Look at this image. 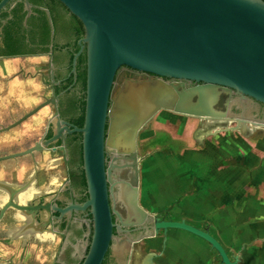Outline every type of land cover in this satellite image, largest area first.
I'll use <instances>...</instances> for the list:
<instances>
[{"label": "water", "instance_id": "1", "mask_svg": "<svg viewBox=\"0 0 264 264\" xmlns=\"http://www.w3.org/2000/svg\"><path fill=\"white\" fill-rule=\"evenodd\" d=\"M58 1L83 26L80 49L72 60L75 70L79 55L85 51L83 125L70 130L55 111V135L9 157L40 150L63 138L64 131L81 133L88 199L83 205L51 208L61 214L90 209L92 234L81 264H102L110 248L115 255L131 250L133 238L123 242L117 239L111 245L113 228L123 231L113 222V214L123 226H142L152 220L154 231L148 237L160 230L187 231L210 244L220 257L219 264H238V258L230 257L207 229L184 220L161 219L141 207L137 138L162 109L233 121L236 119L232 117L243 119V115L233 116V102L227 100L225 110L218 109L224 94L234 91L239 102L252 99L264 104V0ZM9 2L0 0V11ZM24 5L28 12L26 22L31 5L28 0H24ZM123 66L156 78H126L117 86L115 77ZM190 83L197 85L189 86ZM237 122L233 130L239 129L240 120ZM261 125L264 123L256 126ZM107 156L111 159L108 163ZM124 170L126 178L119 179V171ZM110 200L120 205L126 215L112 209ZM8 207L27 214L41 209L50 211L47 204L26 206L8 202L2 208L0 220Z\"/></svg>", "mask_w": 264, "mask_h": 264}, {"label": "flooded vegetation", "instance_id": "2", "mask_svg": "<svg viewBox=\"0 0 264 264\" xmlns=\"http://www.w3.org/2000/svg\"><path fill=\"white\" fill-rule=\"evenodd\" d=\"M28 2L31 11L26 22L28 12L25 10L24 0H10L0 11V16L2 13L6 14L5 19H0L1 25H4L6 20L12 18V11L22 5L19 14L24 13L22 27L26 35V44L21 45L20 48L34 50L29 54L4 53L2 26H0V86L2 85L1 89L4 91L6 85L4 80L10 76L9 73L6 74L9 63L19 64L28 61V58L37 59L35 67L38 68L30 74L33 79H42L45 86L41 83L43 87L39 93L47 92L48 96H43L36 106L22 111L19 115L14 114L12 109L15 108L17 111V107L12 105L9 99L0 98V215L3 206L8 202L26 206L47 204L50 211L41 209L27 214L8 207L0 222L11 209L13 216L5 222V229L0 230V237L10 240L24 239L28 236L41 240H49L53 237L52 241L56 243L53 264H81L88 251L92 234L90 209H73L64 214L51 209L53 205L62 209L70 205H83L88 199L82 168L81 133L64 131L63 138L43 146L40 150L9 157L27 151L36 143L53 137L56 133V126L52 121L55 111L70 130L75 126L82 127L84 120L85 90L78 78L77 65L79 57L85 56V51L79 55L75 70L72 65L73 57L80 49L78 43L83 37V26L58 0H28ZM42 13H45L48 21V36L44 34V27L39 19ZM30 35L34 38V43H29ZM79 69L81 71L85 69L84 63ZM120 74L124 75L120 82L126 78H156L151 73L123 66L119 68L115 77L117 86L120 84ZM193 85L197 84L190 83L189 86ZM239 98L234 91L226 93L221 96L217 107L225 110V101L233 102L230 110L233 116L243 115V119L239 116L232 117L236 119L231 121L234 126L238 125L237 121L240 120L239 131L248 135L250 130H253L255 136L262 135L264 138V126H256L264 123V104L252 99L239 102L237 101ZM39 105L43 106L28 116ZM244 121L247 122L245 125H243ZM24 141H28L27 145L17 148V145ZM20 159H27V168L22 178L16 176L17 161ZM109 161L111 159L107 156V163ZM126 173V170L119 171L118 178L125 179ZM110 203L112 209L119 210L123 216L126 215L120 205L114 204L112 200ZM113 222L120 225L123 231H118L116 226L113 228L114 238L111 245L113 246L117 239L123 242L133 238L131 250L115 255L110 248L102 264H186L185 253L177 249L181 243L169 230L166 232L160 230L154 232V236H147L154 231L152 220L142 226H123L113 214ZM138 237L142 239L135 241ZM147 242L152 246H148ZM176 246L174 251L173 247ZM188 264H202L201 256H192Z\"/></svg>", "mask_w": 264, "mask_h": 264}, {"label": "crops", "instance_id": "3", "mask_svg": "<svg viewBox=\"0 0 264 264\" xmlns=\"http://www.w3.org/2000/svg\"><path fill=\"white\" fill-rule=\"evenodd\" d=\"M28 60L31 59L28 58ZM36 62L37 59L34 62L9 63L6 67V74L9 73L10 76L7 75L8 78L4 80L6 82L4 91L9 93L6 98L11 101L10 103L17 107V111H13L15 115L31 109L42 100L40 95L32 92L37 90V87L34 85L28 64L35 67ZM29 90H32L31 93ZM19 94H24L25 98L22 99ZM257 138L255 145H250L251 147L244 140L241 141L242 162H228V155L219 148L199 153L195 162L196 169L204 166V159L209 160L211 164L207 169L217 167V172L210 173L208 177L205 174H196L197 181L201 178L212 180L210 187H200V183L198 185L191 181L190 185L181 184L187 193L184 192L180 201L187 209V207L192 208V200H194V210L197 211L195 216L184 217L182 220L200 229H207L221 243L229 256V251L234 252V257L238 258V264H264V145H259L261 140L264 142V138L262 135H258ZM27 143L28 141L20 142L17 148L24 147ZM230 144L227 150H236V147ZM252 147L263 149L255 152ZM220 158L227 162L222 164ZM26 160L17 161L16 176L18 178L24 175L27 168ZM189 188L194 191L188 192ZM197 188L201 190V193ZM177 190L182 189L172 183L166 185L164 191L166 195H170ZM171 220L178 219L172 218ZM169 231L180 241L179 247H173V250L176 251L175 248H177L179 252L185 253L186 264L192 256L196 255L201 256L202 264L220 263L219 255L202 238L179 229H169Z\"/></svg>", "mask_w": 264, "mask_h": 264}, {"label": "rangeland", "instance_id": "4", "mask_svg": "<svg viewBox=\"0 0 264 264\" xmlns=\"http://www.w3.org/2000/svg\"><path fill=\"white\" fill-rule=\"evenodd\" d=\"M28 61L34 62L36 60ZM28 65L29 71L31 70L32 73L38 68ZM44 67L43 69H45ZM123 76V74L119 75V83H121L120 80ZM42 82L41 78L34 79V85H36L37 90H29L30 93L32 91L34 92L33 94H38L42 98L43 96H48L47 92L39 93L42 89L41 87L45 86ZM1 87L2 85L0 86V98H6L9 93H5ZM19 97L24 99L25 95L19 94ZM12 110L15 112V108ZM232 127L235 126L230 120L203 119L174 113L165 109L155 114L139 132L137 138L139 204L141 207L148 212L167 219L182 220L184 217L195 216L197 213L194 210L195 201L192 200L193 209L190 207L185 209L183 202L180 201L184 192L187 193L181 184L190 185L189 182L191 181L194 184L198 183V185L200 183V187H210L212 180L208 178L203 180L201 178L200 181H197L196 174H205L208 177L212 173L217 172V167L207 169L211 164L209 160L205 161V159L204 166L196 169L195 162L199 153L209 152L212 148H219L228 155V162H242L243 148L240 147L242 145L241 141L244 140L250 146L255 145L258 140L253 130H250L249 135H245L239 130H233ZM229 142L236 147V150H227ZM259 145H264L263 140H261ZM252 149L257 152L263 148L252 147ZM220 159L222 164L227 162L223 158ZM172 183L177 184L178 188L182 190L166 195L164 191L166 185ZM190 191L193 192L194 189L189 188L188 192ZM198 191L201 193L200 189ZM9 211L11 213L8 212L6 217L0 222V230L5 229V222L13 216V209ZM47 234L50 235V233ZM52 239L53 237L49 240H41L34 238V236H28L24 239L10 240L0 237V264H53L55 261L56 243ZM147 244L150 247L152 246L150 242H147ZM229 252L231 257L235 256L233 251ZM215 253L217 252L215 251Z\"/></svg>", "mask_w": 264, "mask_h": 264}, {"label": "trees", "instance_id": "5", "mask_svg": "<svg viewBox=\"0 0 264 264\" xmlns=\"http://www.w3.org/2000/svg\"><path fill=\"white\" fill-rule=\"evenodd\" d=\"M21 9H22V5L20 4L19 8H15L12 11V18L11 19L6 20V23L4 25H1V22H0V26H2V43L4 46L3 51H4V53L9 54V55L29 54V53L34 52V50L31 48L28 50H24V49L20 48V47H22L21 45L26 44V42H25L26 35H25V33H23L24 30L22 27V21H23L24 13L19 14ZM5 18H6V14L2 13L0 16V19H5ZM74 18H76V17H74ZM39 19L41 20L42 25L44 27V34L46 36H48L49 27H48V21H47V18L45 16V13H42ZM32 38L30 35L29 36V43H34V38L33 39ZM33 60H36V59H33ZM85 62H86V57L80 56L78 59V65H77V68L79 70L78 78L81 81L84 90H85V80H86ZM82 63H84V68H85L83 71H81L79 69L81 67Z\"/></svg>", "mask_w": 264, "mask_h": 264}, {"label": "bare ground", "instance_id": "6", "mask_svg": "<svg viewBox=\"0 0 264 264\" xmlns=\"http://www.w3.org/2000/svg\"><path fill=\"white\" fill-rule=\"evenodd\" d=\"M214 125V124H213ZM215 126V125H214ZM135 255V254H134Z\"/></svg>", "mask_w": 264, "mask_h": 264}]
</instances>
